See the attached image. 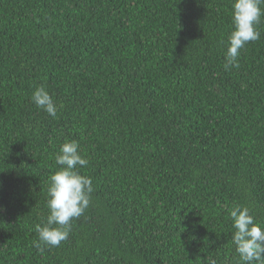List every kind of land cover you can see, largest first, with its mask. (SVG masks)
<instances>
[{
    "label": "trees",
    "instance_id": "obj_1",
    "mask_svg": "<svg viewBox=\"0 0 264 264\" xmlns=\"http://www.w3.org/2000/svg\"><path fill=\"white\" fill-rule=\"evenodd\" d=\"M233 2L0 0V264H245L228 209L264 226V18L226 69ZM72 140L91 203L41 254Z\"/></svg>",
    "mask_w": 264,
    "mask_h": 264
},
{
    "label": "clouds",
    "instance_id": "obj_2",
    "mask_svg": "<svg viewBox=\"0 0 264 264\" xmlns=\"http://www.w3.org/2000/svg\"><path fill=\"white\" fill-rule=\"evenodd\" d=\"M264 18V0H234L232 5L233 30L228 37L225 68L239 67L241 51L249 42L260 39L257 25ZM33 103L47 114L56 117L58 107L44 87H38L31 97ZM58 171L49 177L46 221L37 224L38 240L33 245L41 254L45 247H59L70 235L73 221L80 218L91 203L94 191L92 179L80 174L88 160L81 155L79 142L66 141L55 157ZM234 232L232 242L245 264H264V226L256 221L246 206L236 204L228 209ZM206 264H217L212 257Z\"/></svg>",
    "mask_w": 264,
    "mask_h": 264
}]
</instances>
